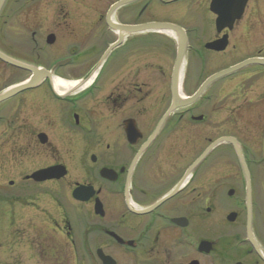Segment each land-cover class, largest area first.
Here are the masks:
<instances>
[{
	"label": "flooded vegetation",
	"instance_id": "obj_1",
	"mask_svg": "<svg viewBox=\"0 0 264 264\" xmlns=\"http://www.w3.org/2000/svg\"><path fill=\"white\" fill-rule=\"evenodd\" d=\"M118 1H3L0 52L48 72L0 101V125L16 122L21 176L0 186H17L21 212L51 219L35 201H55L63 183L60 234L76 264H264V65L216 78L193 98L218 71L264 58L249 50L264 0H246L235 18V7L218 4L228 14L221 26L212 0H129L111 10ZM30 76L0 59V92ZM56 165L66 170L58 179L30 177ZM23 236L16 244L27 250Z\"/></svg>",
	"mask_w": 264,
	"mask_h": 264
},
{
	"label": "rangeland",
	"instance_id": "obj_2",
	"mask_svg": "<svg viewBox=\"0 0 264 264\" xmlns=\"http://www.w3.org/2000/svg\"><path fill=\"white\" fill-rule=\"evenodd\" d=\"M261 17L264 19V14ZM49 22L48 18H45L44 22H40L39 27L43 32L48 30ZM250 38L253 43H249V50L259 49L264 54V27L261 31L252 32ZM39 52L40 60L44 64H49L51 62L50 50L44 42L41 43ZM2 69L12 71L10 67L6 66H3ZM13 75L12 78H7V83L18 79V72ZM25 75V73L20 74V77ZM6 81L0 78V86H4ZM9 112L7 118L16 119L18 110ZM15 130L16 122L8 120L6 125H0V184L3 185H6L9 179L17 181L21 177L16 163ZM64 188L63 183L61 186H56L55 201L48 199L45 195L43 197L42 194L39 199L33 196L35 200L37 199L35 202L38 201L39 206L44 207L53 216L51 219H47L44 218L40 210L35 208H27L23 212L17 208V204L14 202L18 193L17 186H0V264H76V259L80 257L79 254L77 253V256L73 254L67 238L60 234V228L63 225ZM47 190L48 186H40L38 192L44 193ZM1 200L6 201L1 202ZM3 214H6L5 218L2 217ZM36 215H39L40 218H33ZM22 235L30 238L29 245L27 243L30 247L27 250L22 249L25 247L22 244H16L21 241L22 238L19 239V237Z\"/></svg>",
	"mask_w": 264,
	"mask_h": 264
},
{
	"label": "water",
	"instance_id": "obj_3",
	"mask_svg": "<svg viewBox=\"0 0 264 264\" xmlns=\"http://www.w3.org/2000/svg\"><path fill=\"white\" fill-rule=\"evenodd\" d=\"M3 1L4 0H0V8L2 6ZM128 1L129 0H121V1H118V2L114 3L111 6V10L114 9L115 7L119 6V5L127 3ZM218 1H222V2L218 3ZM245 2H246V0H231V2H227L226 0H212L211 8L213 10H215V12L218 15L217 26H221L224 23L223 22L224 18L226 16H228L227 13H225V12H223L221 10L215 9L216 7H218V4H219V7H224V6L235 7L237 9V11L235 13H231V17L235 18V17H238L240 15V13H241V11L243 9V6L245 5ZM148 27L152 28V29H166V26H163L162 24H155V23H152L151 25H148ZM128 29H132V27H129ZM184 48H185L184 43H182V41H181L179 43V46H178L176 64L181 63L182 57H183V53H184ZM0 59L2 61H5L6 63H8L10 65H13V66H16V67H19V68H22V69H25V70L31 72V76L27 80H25V82H23L21 84L11 85V86L7 87L6 89H4L3 91H1L0 92V101L10 97L11 95L15 94L17 91H19V90H21L23 88L31 87V86L35 85L38 82V80L44 74H47V72H48L44 68L35 67L32 64H27L25 62L18 61V60L13 59V58H11V57H9V56L1 53V52H0ZM62 63L63 62H59L56 65L62 64ZM251 63H258V64H261V65H264V58H249V59H247V60H245V61H243V62H241L239 64H236V65L231 66L229 68H226L224 70L218 71L217 73L211 75L203 83V85L201 86V88L199 89V91L196 93V95L193 98H195L198 95V93H200L202 91V89L207 84H209L212 80H214L216 78H219V77H221L223 75H226L228 73H231V72L237 70L238 68H240L242 66H245L247 64H251ZM56 65H55V67H56ZM55 67H53L51 70H53ZM65 172H66V170H65V168L63 166L56 165V166H53V167H49V168H46V169H41L39 171H36L33 174H31L30 177L33 178L36 181H42V180L50 179V178L58 179V178L62 177L65 174ZM247 184L249 186L248 174H247ZM105 264H109V263L105 262Z\"/></svg>",
	"mask_w": 264,
	"mask_h": 264
},
{
	"label": "bare ground",
	"instance_id": "obj_4",
	"mask_svg": "<svg viewBox=\"0 0 264 264\" xmlns=\"http://www.w3.org/2000/svg\"><path fill=\"white\" fill-rule=\"evenodd\" d=\"M56 86L61 89V88H64L65 87V83H63L62 81L60 80H56Z\"/></svg>",
	"mask_w": 264,
	"mask_h": 264
}]
</instances>
